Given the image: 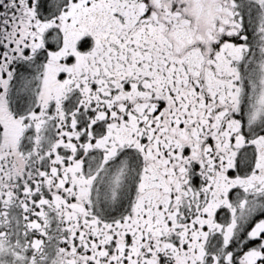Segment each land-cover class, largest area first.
<instances>
[{
	"label": "snow or ice",
	"instance_id": "1",
	"mask_svg": "<svg viewBox=\"0 0 264 264\" xmlns=\"http://www.w3.org/2000/svg\"><path fill=\"white\" fill-rule=\"evenodd\" d=\"M0 264H264V0H0Z\"/></svg>",
	"mask_w": 264,
	"mask_h": 264
}]
</instances>
